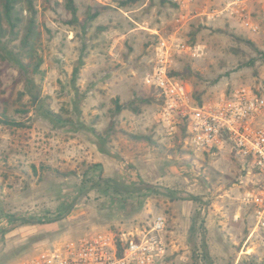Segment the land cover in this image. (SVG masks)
<instances>
[{
	"label": "rangeland",
	"instance_id": "rangeland-1",
	"mask_svg": "<svg viewBox=\"0 0 264 264\" xmlns=\"http://www.w3.org/2000/svg\"><path fill=\"white\" fill-rule=\"evenodd\" d=\"M121 1L74 0L81 19L102 10L84 33L69 23V0H34L38 53L22 58L33 14L21 0L18 38L0 40V118L21 123L0 122V264L89 232L145 231L157 214L166 216L176 264H264L244 201L264 178L230 147L197 154L182 134H167L160 97L144 81L157 34H174L203 48L179 55L174 69L197 104L242 88L264 94V56L248 42L264 51V0L247 2L257 33L215 12L229 0H194L200 10L185 27L175 0ZM107 178L122 193L105 192ZM74 198L57 222L21 225L9 216H40Z\"/></svg>",
	"mask_w": 264,
	"mask_h": 264
},
{
	"label": "built area",
	"instance_id": "built-area-1",
	"mask_svg": "<svg viewBox=\"0 0 264 264\" xmlns=\"http://www.w3.org/2000/svg\"><path fill=\"white\" fill-rule=\"evenodd\" d=\"M175 1L182 8L193 0ZM247 2L229 0L215 12L226 13L251 33H257L260 25L249 14ZM157 35L144 81L160 97V118L167 134L185 132V142L197 154L230 147L251 162L264 178V94L242 88L219 101L197 104L191 86L172 72L179 55L198 57L203 48L174 34ZM244 201L253 212L251 236L264 243V187L247 190ZM166 223V216L157 214L149 229L129 236L89 232L58 241L18 264H176L175 252L165 236Z\"/></svg>",
	"mask_w": 264,
	"mask_h": 264
},
{
	"label": "trees",
	"instance_id": "trees-1",
	"mask_svg": "<svg viewBox=\"0 0 264 264\" xmlns=\"http://www.w3.org/2000/svg\"><path fill=\"white\" fill-rule=\"evenodd\" d=\"M20 1L21 0H0V40L1 38L7 35L13 36V38H10V40H14L18 38L19 31H20V24L24 20L21 10L18 9V4ZM26 1L28 4V9L33 14V16L32 18L29 19L28 25L25 26L26 32L23 34L22 39H21V46L23 48V50H21L22 52L21 57L25 54L24 53L25 51L27 52L26 49H28L31 52V55L38 53L37 50L35 49V44L40 35V32L37 30V25H36V20H35L36 9L34 6V0H26ZM138 1L140 0H126V1L123 0L121 1V4L122 5H127L128 3L135 4ZM166 2H168V0H166ZM68 8L72 13L69 23L80 26L82 31H84V33H87L91 24L102 13V10L98 9L95 12L89 13L88 16L85 17L84 19H81L78 16V8L74 0H69ZM248 42L254 48V50H256L258 54L264 56V51L259 49L254 42L250 40H248ZM20 54L21 53H18L17 55L19 56ZM4 57H7L9 60L12 59L7 54ZM149 70H150V67H149ZM172 74L174 76L178 75L176 71H173ZM120 110L121 108L118 106V111ZM51 114L56 115L53 113ZM0 122L4 124H8V125H20L21 124L20 122H17L16 120L10 119L8 117L0 118ZM182 136L185 139L186 137L185 132H182ZM100 181L104 183L103 190L105 192H107L108 190H111L115 194L122 193L118 190V186L114 184L115 182L114 181L112 182L110 178L103 179V180L101 179ZM95 185H98V184L95 183L94 186ZM77 200L78 199L76 198L70 199V200H63L60 202L56 210L45 212L44 214L40 216L33 214V213H22V214L18 213V214L9 215V216L10 218H12V221H20L21 225L37 224V223L45 224V223L57 222L67 217V215L71 212V210L75 206ZM33 255H30V257Z\"/></svg>",
	"mask_w": 264,
	"mask_h": 264
},
{
	"label": "crops",
	"instance_id": "crops-1",
	"mask_svg": "<svg viewBox=\"0 0 264 264\" xmlns=\"http://www.w3.org/2000/svg\"><path fill=\"white\" fill-rule=\"evenodd\" d=\"M194 1V0H193ZM193 1H191L190 3H187V5L185 7H182L181 10L182 12L180 13V23L181 25H183V27H185L186 22L190 19L191 16H196L198 15L199 12V8H196L193 5ZM205 8V10L203 11L204 13L206 12V6H203ZM193 11H196L194 15H191V13Z\"/></svg>",
	"mask_w": 264,
	"mask_h": 264
}]
</instances>
